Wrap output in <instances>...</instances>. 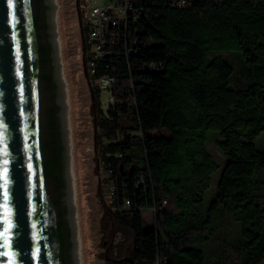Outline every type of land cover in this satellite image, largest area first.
I'll return each mask as SVG.
<instances>
[{"label": "trees", "instance_id": "16d2710c", "mask_svg": "<svg viewBox=\"0 0 264 264\" xmlns=\"http://www.w3.org/2000/svg\"><path fill=\"white\" fill-rule=\"evenodd\" d=\"M79 12L96 159L111 185L103 229L122 238L107 264H228L229 252L259 264L264 0H132L94 72ZM102 76L112 77L107 109ZM161 129L168 135L150 133Z\"/></svg>", "mask_w": 264, "mask_h": 264}, {"label": "water", "instance_id": "95a60500", "mask_svg": "<svg viewBox=\"0 0 264 264\" xmlns=\"http://www.w3.org/2000/svg\"><path fill=\"white\" fill-rule=\"evenodd\" d=\"M0 264H87L62 0H0Z\"/></svg>", "mask_w": 264, "mask_h": 264}, {"label": "rangeland", "instance_id": "374dc122", "mask_svg": "<svg viewBox=\"0 0 264 264\" xmlns=\"http://www.w3.org/2000/svg\"><path fill=\"white\" fill-rule=\"evenodd\" d=\"M81 1L62 0V6L75 112L86 256L87 264H107L111 248L113 249V246L122 238L114 232L105 233V229H103L106 205L110 203L111 199V185L105 180L107 173L97 161L94 147L95 126L91 109L90 87L83 61L84 49L79 12ZM82 19L85 23V13ZM100 99L102 108L107 109L112 102L109 90H101ZM150 133L168 135L164 129L152 130ZM208 149L220 164L222 156L216 145L209 143ZM143 216L147 227L154 226L155 216L152 209H146ZM228 264H238V259L232 252H229ZM259 264H264V260Z\"/></svg>", "mask_w": 264, "mask_h": 264}, {"label": "built area", "instance_id": "2783aa9c", "mask_svg": "<svg viewBox=\"0 0 264 264\" xmlns=\"http://www.w3.org/2000/svg\"><path fill=\"white\" fill-rule=\"evenodd\" d=\"M173 1L181 5L188 0ZM80 6L85 13L87 36L91 41L89 64L91 72H94L95 60L107 56L108 44L113 43L121 34V26L126 23L132 9V0H82ZM144 67L152 69L155 65L147 64ZM111 82L110 76H102L99 79L102 90H109Z\"/></svg>", "mask_w": 264, "mask_h": 264}]
</instances>
